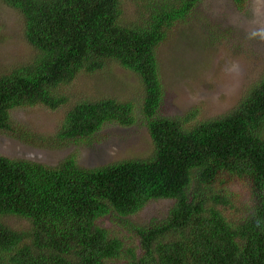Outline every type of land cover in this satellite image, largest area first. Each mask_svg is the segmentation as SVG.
<instances>
[{
	"label": "trees",
	"instance_id": "trees-1",
	"mask_svg": "<svg viewBox=\"0 0 264 264\" xmlns=\"http://www.w3.org/2000/svg\"><path fill=\"white\" fill-rule=\"evenodd\" d=\"M0 1L21 15L37 52L0 64V132L58 147L106 123L132 124L133 103L112 97L76 98L52 134L10 118L11 109L66 104L62 85L115 64L142 85L140 120L153 144L144 159L90 168L71 155L46 166L0 154V264H264V71L218 117L158 114L155 50L197 0H134L127 20L123 0ZM231 1L245 10L247 0ZM156 199L172 201L161 217L133 219Z\"/></svg>",
	"mask_w": 264,
	"mask_h": 264
},
{
	"label": "rangeland",
	"instance_id": "rangeland-1",
	"mask_svg": "<svg viewBox=\"0 0 264 264\" xmlns=\"http://www.w3.org/2000/svg\"><path fill=\"white\" fill-rule=\"evenodd\" d=\"M135 5L134 0L122 1V19L135 16ZM155 52L161 82L158 114L180 117L192 108L195 121L218 117L231 109L246 85L264 71V0H247L243 11L231 0H197ZM36 53L24 40L21 15L0 1V64L9 69ZM61 91L70 95L66 104L54 110L40 105L11 109L10 118L37 133L52 134L76 98L112 97L133 103L135 121L128 126L106 123L95 133L69 139L58 147L24 143L0 132L1 155L46 166L71 155L78 165L88 168L150 155L153 144L139 114L143 88L134 73L110 64L95 73L79 74L70 84L62 85ZM232 186L241 190V196L247 194L241 184ZM171 202L150 200L133 219L161 217ZM8 221L13 226L22 222L12 217ZM104 223L108 226L106 220Z\"/></svg>",
	"mask_w": 264,
	"mask_h": 264
}]
</instances>
